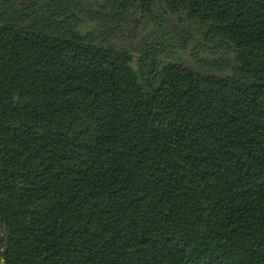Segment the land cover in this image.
Instances as JSON below:
<instances>
[{"label": "trees", "instance_id": "16d2710c", "mask_svg": "<svg viewBox=\"0 0 264 264\" xmlns=\"http://www.w3.org/2000/svg\"><path fill=\"white\" fill-rule=\"evenodd\" d=\"M0 264H264V0H0Z\"/></svg>", "mask_w": 264, "mask_h": 264}, {"label": "rangeland", "instance_id": "374dc122", "mask_svg": "<svg viewBox=\"0 0 264 264\" xmlns=\"http://www.w3.org/2000/svg\"><path fill=\"white\" fill-rule=\"evenodd\" d=\"M173 24L175 25H179L178 21L175 19H173ZM185 26H189V24L187 22H183ZM181 28V27H180ZM158 30L157 27V21L156 19L152 18V17H143L141 19L140 22H131L129 21L127 23V31H125V34L123 35V37H121V39H125V40H119L120 43H123L124 45H126V47H130V48H136L138 45V39L140 37H144L147 38V36L149 34H152V32ZM169 33V38L170 40L174 39V31L171 27H168L166 30L165 28L162 30V33ZM184 65H193V60L190 58H186L184 61Z\"/></svg>", "mask_w": 264, "mask_h": 264}]
</instances>
